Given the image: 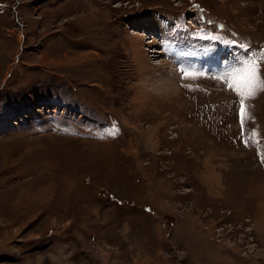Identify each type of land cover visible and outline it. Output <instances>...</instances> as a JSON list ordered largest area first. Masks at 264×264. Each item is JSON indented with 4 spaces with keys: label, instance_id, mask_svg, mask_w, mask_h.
<instances>
[{
    "label": "rangeland",
    "instance_id": "1",
    "mask_svg": "<svg viewBox=\"0 0 264 264\" xmlns=\"http://www.w3.org/2000/svg\"><path fill=\"white\" fill-rule=\"evenodd\" d=\"M262 57L264 0H0V264H264Z\"/></svg>",
    "mask_w": 264,
    "mask_h": 264
},
{
    "label": "snow or ice",
    "instance_id": "2",
    "mask_svg": "<svg viewBox=\"0 0 264 264\" xmlns=\"http://www.w3.org/2000/svg\"><path fill=\"white\" fill-rule=\"evenodd\" d=\"M264 58V57H262ZM260 68L257 59L247 60L243 66L227 74L224 79L227 80L229 89L234 90L240 97V115L241 121L246 112L245 101L256 94L260 87Z\"/></svg>",
    "mask_w": 264,
    "mask_h": 264
},
{
    "label": "bare ground",
    "instance_id": "3",
    "mask_svg": "<svg viewBox=\"0 0 264 264\" xmlns=\"http://www.w3.org/2000/svg\"><path fill=\"white\" fill-rule=\"evenodd\" d=\"M220 62V61H219Z\"/></svg>",
    "mask_w": 264,
    "mask_h": 264
}]
</instances>
